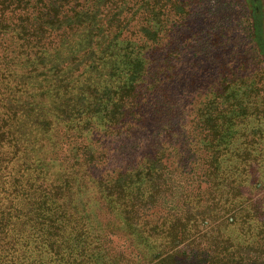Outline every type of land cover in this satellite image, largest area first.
<instances>
[{
    "label": "trees",
    "instance_id": "1",
    "mask_svg": "<svg viewBox=\"0 0 264 264\" xmlns=\"http://www.w3.org/2000/svg\"><path fill=\"white\" fill-rule=\"evenodd\" d=\"M177 1L0 0V264H264V204L245 214L240 192L238 203L207 204L264 171V141L246 135L258 112L230 106L225 77L199 95L186 135L200 145L207 188L174 212L160 202L185 166L169 122L138 162L105 170L113 150L103 139L172 116L159 54L179 24L168 26ZM245 5L264 61V0ZM235 225L255 234L234 238ZM113 236L127 238L133 259L112 249Z\"/></svg>",
    "mask_w": 264,
    "mask_h": 264
},
{
    "label": "rangeland",
    "instance_id": "2",
    "mask_svg": "<svg viewBox=\"0 0 264 264\" xmlns=\"http://www.w3.org/2000/svg\"><path fill=\"white\" fill-rule=\"evenodd\" d=\"M177 2L176 6L171 7L167 12L168 26L175 20H178L179 24L165 37L163 50L159 54V57L161 56L166 62L164 67L168 78L165 80L164 91L173 108L172 116L168 117L170 119L150 117L149 122L145 124L146 127L138 130L133 137L123 135L117 139L113 137L103 139L106 145H112L113 150L105 167L106 172H109L120 165L138 162L143 152L154 146L159 136L163 137L164 127L168 122L175 131L182 133L177 141L178 144L181 143L180 147H184V150H179L185 165L184 171L173 176V195L160 201L165 203L166 211L172 210V212L186 202H184L186 195L204 190V186L208 187L209 183L200 184L204 180L201 179L203 175L199 170H195L194 165L196 156L193 157V153L200 149V145L187 140L186 135L189 123L195 118L194 114L199 106V95L208 89H214L219 79L225 77L230 83L228 86L231 96L228 101L230 106L237 100H243L245 107L248 108L246 111L248 114L258 112V122L254 125L250 124V129H247L248 141L251 139L264 141V61L257 56L254 49L245 0H178ZM174 13L176 15L173 17ZM242 140L245 141V137ZM122 142L125 143L124 146ZM232 142H234L232 147L237 148V141L232 140ZM260 148L264 153V146ZM179 159L180 156L172 160L179 161ZM248 181L246 184H234V187L230 188L219 187L216 190L217 197L214 200L212 197L211 201L205 204L216 206H223L225 202L235 204L237 201L230 197L240 192L242 194L240 202L245 203L244 207H246L245 214L252 211L255 205L262 210L264 171L261 175L253 174ZM220 194H224L223 198ZM92 197L95 198V202L99 201V196L93 188ZM220 210L217 209L215 212L218 220L223 215ZM250 222L252 225H258L253 220ZM229 230H232L234 238L243 240L251 239L255 234L253 231L247 233V229L239 230L238 225L229 227ZM112 240L113 250L124 252L126 258H134L133 249L127 238L113 236ZM205 242L206 240H202V243ZM181 260L183 264L193 262L190 256L186 255H182Z\"/></svg>",
    "mask_w": 264,
    "mask_h": 264
}]
</instances>
